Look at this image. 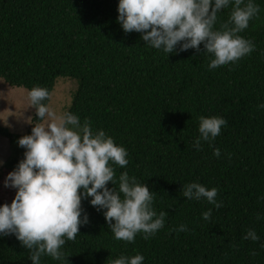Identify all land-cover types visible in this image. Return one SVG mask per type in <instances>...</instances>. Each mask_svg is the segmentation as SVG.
Returning a JSON list of instances; mask_svg holds the SVG:
<instances>
[{"label": "trees", "instance_id": "1", "mask_svg": "<svg viewBox=\"0 0 264 264\" xmlns=\"http://www.w3.org/2000/svg\"><path fill=\"white\" fill-rule=\"evenodd\" d=\"M252 2L259 6L258 18L239 35L255 50L209 69L214 55L203 43L199 51H180L177 45L169 54L147 46L143 33H126L118 22L119 0H0V79L29 91L48 89L47 106L59 78L75 80L67 113L81 125L88 120L94 133L104 131L128 152L126 167L110 162L115 185L107 187L118 189L119 176L127 172L154 193L157 215L167 213L154 235L145 239L141 232L127 242L115 239L105 209L93 207L92 197L82 199L81 219L86 214L89 223L81 225L75 240L65 237L63 261L45 254L40 264H110L138 254L142 264H264V108L259 107L264 104V0ZM233 8L230 0L217 14L214 30ZM201 116L227 124L197 150ZM38 122L34 106L25 133L0 126V136L11 145L1 167L5 191L10 189L4 180L25 159L18 140L31 135ZM189 183L218 189L216 201L223 206L183 197ZM17 191L0 196V207L10 206ZM209 209L212 216L204 220ZM181 225L188 230L172 231ZM248 230L259 240H244ZM29 256L15 234H0V264H32Z\"/></svg>", "mask_w": 264, "mask_h": 264}, {"label": "clouds", "instance_id": "2", "mask_svg": "<svg viewBox=\"0 0 264 264\" xmlns=\"http://www.w3.org/2000/svg\"><path fill=\"white\" fill-rule=\"evenodd\" d=\"M229 3L230 0H119L118 22L126 33H143L147 46L169 54L177 45H181L180 51H199L203 43L206 53L214 55L209 69H216L255 50L252 41L239 35L249 27L250 20L258 18L260 9L252 0H234L229 20L214 30L217 14ZM28 95L40 122L33 124L31 135L18 140V145L26 149L25 159L5 180V187L18 191L10 206L0 207V234H15L30 250L32 264H40L45 254L63 261L65 237L75 240L81 225L89 223L86 214L81 219L82 199L88 197H92L93 207L106 210L104 215L116 240L134 242L141 232L148 239L164 227L167 213L157 215L152 207L154 193L146 184L124 172L119 176L118 189L107 187L109 182L115 185V170L110 162L121 168L129 163L124 147L117 146L102 130L94 133L88 120L81 125L76 115L53 112L43 103L50 97L48 89L36 86ZM259 107L264 108V104ZM226 124L220 117L201 116L200 136L193 146L200 150L201 141H213ZM214 155L220 157V149L216 148ZM217 194L218 189L208 190L199 183L183 185L182 190L183 197L206 198L219 209L223 205L217 203ZM211 216V209L203 213L204 220ZM187 230L186 225H181L172 231ZM243 239L257 241L259 236L248 230ZM143 260L139 254L121 256L110 264H142Z\"/></svg>", "mask_w": 264, "mask_h": 264}, {"label": "rangeland", "instance_id": "3", "mask_svg": "<svg viewBox=\"0 0 264 264\" xmlns=\"http://www.w3.org/2000/svg\"><path fill=\"white\" fill-rule=\"evenodd\" d=\"M51 94L48 106L57 115L67 113L72 95L76 87V81L68 78H59ZM29 90L25 88L11 87L0 79V126L8 128L11 132L25 133L30 127L34 115V106L29 99ZM71 125H69L70 127ZM11 155L10 141L0 136V172L4 176L2 166ZM6 180V179H5ZM4 180V181H5ZM5 187V185H4ZM5 191L0 184V196L7 198L15 193V188ZM6 196V197H5Z\"/></svg>", "mask_w": 264, "mask_h": 264}]
</instances>
